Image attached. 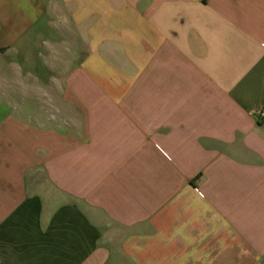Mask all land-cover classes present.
I'll return each mask as SVG.
<instances>
[{
  "label": "crops",
  "instance_id": "1",
  "mask_svg": "<svg viewBox=\"0 0 264 264\" xmlns=\"http://www.w3.org/2000/svg\"><path fill=\"white\" fill-rule=\"evenodd\" d=\"M8 66L0 264H264V0H0Z\"/></svg>",
  "mask_w": 264,
  "mask_h": 264
},
{
  "label": "rangeland",
  "instance_id": "2",
  "mask_svg": "<svg viewBox=\"0 0 264 264\" xmlns=\"http://www.w3.org/2000/svg\"><path fill=\"white\" fill-rule=\"evenodd\" d=\"M13 70V66H8L7 79L0 80V115L6 113L15 115V113L30 109L33 105L30 98L31 92L34 91L32 83L16 81ZM40 100L45 103L47 98L44 97Z\"/></svg>",
  "mask_w": 264,
  "mask_h": 264
},
{
  "label": "built area",
  "instance_id": "3",
  "mask_svg": "<svg viewBox=\"0 0 264 264\" xmlns=\"http://www.w3.org/2000/svg\"><path fill=\"white\" fill-rule=\"evenodd\" d=\"M261 117L264 118V111H262V113H261Z\"/></svg>",
  "mask_w": 264,
  "mask_h": 264
}]
</instances>
